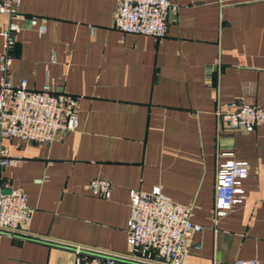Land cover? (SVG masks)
Instances as JSON below:
<instances>
[{
	"label": "crops",
	"instance_id": "crops-1",
	"mask_svg": "<svg viewBox=\"0 0 264 264\" xmlns=\"http://www.w3.org/2000/svg\"><path fill=\"white\" fill-rule=\"evenodd\" d=\"M170 3L154 39L114 29L117 0H21L8 77L56 85L76 100L78 124L51 143L1 141L17 163L0 167V182L25 195L31 217L0 237V264H73L76 247L127 254L128 193L153 187L202 227L183 264H264V128L230 131L215 117L228 102L264 105V0ZM30 17L45 20L43 34ZM226 159L248 165L244 200L214 218ZM92 179L110 183L107 199L91 195Z\"/></svg>",
	"mask_w": 264,
	"mask_h": 264
},
{
	"label": "built area",
	"instance_id": "built-area-1",
	"mask_svg": "<svg viewBox=\"0 0 264 264\" xmlns=\"http://www.w3.org/2000/svg\"><path fill=\"white\" fill-rule=\"evenodd\" d=\"M21 0H0V167H13L17 159L10 156L2 140L27 143H51L58 135L77 128L76 100L52 83L39 90H29L24 79L13 82L8 77L9 49L24 17L19 11ZM170 0H117L112 14L115 30L123 34L143 35L154 39L165 36L167 15L174 12ZM28 24L41 35L43 18L30 17ZM219 123L230 130L264 128V105L252 107L228 102L216 109ZM230 157V153L220 154ZM246 162L226 159L215 167L213 216L226 215L233 206L242 204V183L247 177ZM41 179L34 181L40 184ZM88 189L93 196L107 199L111 185L92 179ZM129 215L125 224L128 253L104 251L83 252L74 248L73 264H121L122 259L134 264H183L192 238L202 227L192 222L188 206L172 202L157 187L149 192L128 193ZM31 217L25 195L5 181L0 182V237L22 231ZM219 264V263H216ZM232 264H259L237 259Z\"/></svg>",
	"mask_w": 264,
	"mask_h": 264
}]
</instances>
